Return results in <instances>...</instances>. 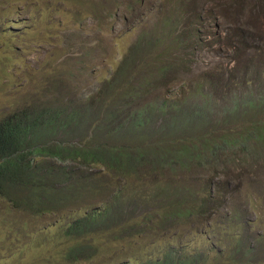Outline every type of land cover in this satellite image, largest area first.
Here are the masks:
<instances>
[{"label": "rangeland", "instance_id": "obj_1", "mask_svg": "<svg viewBox=\"0 0 264 264\" xmlns=\"http://www.w3.org/2000/svg\"><path fill=\"white\" fill-rule=\"evenodd\" d=\"M181 2L189 14L183 20L185 25L190 24L189 17H199L194 24L200 28L202 44L195 52L194 65H176L167 77L160 76L165 79H154L158 83L155 89L131 96L127 106L146 108L164 98H185L209 75L215 80L221 78L214 82L211 102L224 106L228 102L224 88L227 71L235 68L237 74L231 80L241 87L247 67L254 70L263 66L264 16L255 0ZM171 5L172 0H0L2 24L8 28L6 37L0 40V115L23 106L34 94L41 96L50 78L63 81V86L54 87V97L62 92L71 98L88 100L95 109L93 113L101 114L94 106L97 102L92 101H99L101 88L135 41L154 27L158 32L165 28ZM243 38L246 46L242 47L238 41ZM259 70L263 75L264 69ZM139 73L146 76V63ZM122 85L125 87L116 85V89H122H117L118 93L130 89L129 85ZM117 110L123 119L126 109ZM212 131L216 135L222 133L219 127ZM93 141L108 144L109 139L101 132ZM221 154L208 153L212 162L208 168L195 164L189 170H164L151 175L141 169L139 176L130 177L97 170L95 173H100L93 180L100 183L98 189L75 204L81 212L93 209L92 203L111 200L120 191L129 193L139 188L141 195L131 204L127 217L136 228L126 232L110 229L90 237V242L102 250L98 263L139 264L173 246L183 255L197 256L202 264H264V148L257 145L249 156L240 155L242 162L234 154ZM154 184L163 189L171 186L177 192L174 206L184 209L169 213L179 215L175 223L161 226L155 213L163 208L160 205L157 209L158 201L148 198ZM180 197L187 201L178 205ZM3 207L0 203V220L19 216V212H4ZM188 209L191 216L181 218L190 215ZM148 213L151 219L141 222V216ZM63 219L66 221V217ZM62 221L60 217L50 219L44 215L30 225L27 235L31 233L33 243L26 239L28 257L32 256L33 261L38 257L43 264H51L54 257L56 264L61 263L58 254L66 241L57 235V227ZM12 259L10 254L5 261L11 263Z\"/></svg>", "mask_w": 264, "mask_h": 264}, {"label": "trees", "instance_id": "obj_2", "mask_svg": "<svg viewBox=\"0 0 264 264\" xmlns=\"http://www.w3.org/2000/svg\"><path fill=\"white\" fill-rule=\"evenodd\" d=\"M181 1L172 0L174 8L166 16L167 26L175 31L174 34L146 32V36L138 42L146 43V67L155 74L167 75L176 65L183 64L177 53L186 40L176 32L182 31L181 22L189 14ZM255 1L264 16V0ZM198 20V16L194 20L189 17L190 24H183L188 33L186 35L193 39V45L202 42L200 28L193 25ZM238 43L246 46L244 38ZM237 50L235 47L234 53ZM153 53L154 59L151 57ZM129 55L123 59L116 76L101 88L98 99L101 101H96L97 111L109 103L104 101L107 97L118 93L117 84L125 87L122 83L129 85L130 80H135L132 73L139 64V57H136L137 54ZM262 68L264 64L259 66V69ZM259 69L247 67L241 87L235 86L231 80L237 74L235 68L227 71L224 88L228 102L224 106L211 102L214 82L221 78L215 80L209 75L201 79L185 98L174 99L169 104L163 100L157 107H150L152 112L145 109L127 114L116 128H112L111 124L117 120V111L105 110L108 115H95V109L91 108L88 100L71 98L62 92L54 97V87L60 81L57 78L47 80L52 82L49 85L53 86V91L46 90L38 97L34 94L24 106L0 115V203L4 206V212H19L15 219L0 220V264H43L38 257L35 261L32 256L28 257L26 247L29 244L25 247V242L28 238L33 243L32 235H27V231L35 219L44 215L50 219L62 218L57 235H61L65 241H72L58 254L60 264H94L102 250L90 242L91 236L114 227L124 232L136 228L128 222L127 217L136 197L141 198L139 188L129 193L120 191L107 202L92 203L90 205H94V208L87 212L77 209L75 204L94 195L91 193L98 189L100 183L93 180L100 173H95L97 170L130 177L132 174L139 176L137 173L141 169H146L151 175L164 170H189L195 164L208 168L212 164L208 153L234 154L242 162L240 155L249 156L257 145L264 148V79H258L264 78V72L262 75ZM151 79L146 78V86L155 83ZM125 95L131 97L132 93L126 91ZM223 99L225 97H222V102ZM115 102L125 103V100L116 98ZM159 120L160 127L152 129L153 137L149 145L146 144L147 153L144 146H138L134 140L132 143L125 138L115 140L125 133L146 138V126L149 129ZM123 125L127 129H122ZM220 126H224L223 129ZM215 127H219L222 133L216 135L212 131ZM101 132L107 135L108 144L93 141ZM163 143L165 147H161ZM131 151L137 152V155H132ZM153 187L148 198L158 201L157 209L160 205L163 208L155 213L161 226L175 223L179 215L169 213L184 209L174 206L177 192L165 193L166 188L173 189L171 186H164L163 189L154 184ZM186 201L180 197L177 202L179 205ZM188 212L190 215L181 218L191 216V210L188 209ZM146 216L150 218V213L142 215L141 222L149 220ZM63 217H66V221ZM43 233L40 232L41 237ZM10 254L13 255L11 263L5 261ZM50 263L56 264L54 257ZM139 264H202V261L195 255H183L171 246L156 258L146 259Z\"/></svg>", "mask_w": 264, "mask_h": 264}, {"label": "clouds", "instance_id": "obj_3", "mask_svg": "<svg viewBox=\"0 0 264 264\" xmlns=\"http://www.w3.org/2000/svg\"><path fill=\"white\" fill-rule=\"evenodd\" d=\"M173 3H172V5H171V11L173 10ZM168 14H170V13H168ZM167 14V15H168ZM3 18H4V15H1L0 14V40L1 39H3V37H6V32H7V29L8 28H6L3 24H2V22H3ZM165 28L161 31V32H158V29L157 28H153L152 29V31H149V32H151V33H154V34H157V35H159V33H162V34H166V33H168V32H170V34H174V32L175 31H172V29L170 28V27H168L167 26V20H166V17H165ZM183 22H181V29H182V31H178L177 30V32H176V34H178V33H180V35H182V38L183 39H185L186 40V43L183 45V47L182 48H180L179 50H178V53H177V55L182 59V62H183V64H180V65H178V66H183V65H185V64H187V65H189V66H193L194 65V58H195V52H196V50H197V47L199 46V45H201L202 44V42H200L199 44H196V45H193V43H192V41H193V39H191V37H188L186 34H188V33H186V30H185V28H183ZM194 25H196V26H198V24H194ZM199 27V26H198ZM189 30V29H188ZM188 30H187V32H188ZM143 35V34H142ZM140 36L135 42V44L132 46V48L129 50V51H127V53L123 56V57H121V59L119 60V65H118V67H117V69L115 70V73H114V75L111 77V79H109V80H107L106 81V83H108V82H110L111 80H112V78H114L115 76H116V73H117V71L119 70V68H120V66H121V64H122V62H123V59L126 57V56H128L130 53H131V55H129V56H133V55H136V57H139V64H138V66H137V68H136V70L132 73V78H134L135 80H130V83H129V86H130V89L129 90H123V92L122 93H113V95H111L110 97H107L106 98V100H104V101H107V102H109V103H111V104H113V106L112 105H110L109 103H107L105 106H104V108L102 109V110H100V113H101V115H108V114H106L105 113V110H109V111H117L118 112V108L119 107H121V109L123 108V109H126V111H127V113H125V115H127V114H130V113H136V112H140V111H144L145 109L146 110H148L149 112H152L151 111V109H150V107L153 105V104H148L147 106H146V108H144L143 106H137V105H134V106H132V107H130L131 106V104L130 105H126L125 103H126V101L128 100V99H131V97H127L126 95H125V93H126V91H130L131 93H132V96H136V95H139V94H142L144 91H145V89H155L156 87H157V85H158V83L157 82H155V78L156 79H165V78H160V76L161 77H167L168 76V74L167 75H158V74H155L153 71H152V69H149V68H147L146 67V76L145 75H143L142 73H139V68H142V67H144L145 66V63H146V43H141V44H138V42L140 41V40H142L145 36H146V34L144 35V36ZM3 41V40H2ZM139 47H141V51L139 52ZM164 48H166V46H164ZM133 50L134 51H136L135 53H133ZM176 55V54H175ZM154 56H155V54L153 53V54H151V57H152V59H154ZM174 68H176V67H174ZM60 69H58V72L60 73ZM136 72L138 73V75L136 74ZM150 72H151V74H150ZM146 78H152L151 79V81H153V82H155V83H153V85H148V86H146ZM58 80H60L59 81V85L60 86H63V81H62V78H57ZM49 83H52V82H47L46 81V83H45V87H46V89L47 90H52L53 91V86H51V85H49ZM131 85H135V86H131ZM119 89H121V88H119ZM122 90V89H121ZM109 93H112V92H109ZM178 95L177 96H175L174 97V99H178ZM116 98H121V99H124L125 100V103H121V102H115V99ZM173 99V100H174ZM167 104H169L172 100H167L166 98H164L163 99ZM163 100H161V101H159L158 103H156V104H154V106L155 107H157L158 106V104L160 103V102H162ZM30 100H28L26 103H28ZM99 101H101V100H99ZM92 102H94V103H96V101H92ZM19 103V101H17V102H15V105H17ZM25 103V104H26ZM114 103L115 104H117V105H114ZM24 104V105H25ZM125 104V105H124ZM23 105V106H24ZM97 105V103L94 105V106H96ZM20 107H22V106H20ZM129 108H131V109H129ZM14 109V108H13ZM155 112V111H154ZM120 117V113L118 112L117 113V120L114 122V123H112L111 124V127L112 128H116V127H119L121 124L119 123L121 120H123V119H120L119 118ZM160 125H161V121L159 120V121H157V122H155L154 124H152V127L151 128H149L148 129V125L146 126V134H147V136H146V138L145 137H142V136H140L139 138H136V137H132V135L131 134H128V133H125L124 135H122L121 137L120 136H118L115 140H118V139H123V138H125V139H127L128 141H129V143H132L133 142V140L135 141V143L138 145V146H144V148H145V150H148V147H147V149H146V144L147 145H149V140L153 137V128L154 127H160ZM122 129H127L126 128V125H123V128ZM148 151H146V153H147ZM131 154L132 155H137V152H134V151H131ZM251 154V153H250ZM171 192H173V189H165V193H171ZM104 202H107V201H104ZM67 204H69V203H67ZM156 204H158V203H156ZM89 207V206H88ZM19 214V213H18ZM205 217H206V214H205ZM149 217H147L146 219H148ZM149 219H151V218H149ZM36 220V219H35ZM34 220V221H35ZM34 221L32 222L33 224H34ZM113 229H116L115 227L113 228ZM143 229V228H142ZM72 243V241H66V245L65 246H69L70 244ZM101 254V252L100 253H98V255L96 256V259H95V261H94V264H99L98 263V258H99V255ZM122 262H124V261H122ZM121 263V262H120Z\"/></svg>", "mask_w": 264, "mask_h": 264}]
</instances>
